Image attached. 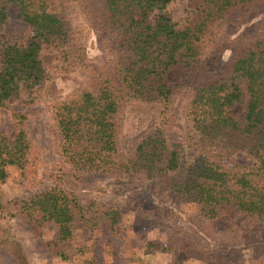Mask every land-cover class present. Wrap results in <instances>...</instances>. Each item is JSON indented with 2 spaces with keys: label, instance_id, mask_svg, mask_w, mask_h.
<instances>
[{
  "label": "trees",
  "instance_id": "obj_1",
  "mask_svg": "<svg viewBox=\"0 0 264 264\" xmlns=\"http://www.w3.org/2000/svg\"><path fill=\"white\" fill-rule=\"evenodd\" d=\"M175 1L0 0V108L49 80L41 57L44 50L57 54L62 72L92 68L85 35L69 15L70 5H78L99 42L109 44L111 55L85 86L50 107L68 173L79 180L102 174L125 182L144 176L162 201L199 205L204 222L232 209L264 221V18L249 32L225 37L230 25L239 29L264 14V0H189L193 13L182 25L167 12ZM12 9L30 28L24 41L2 39ZM212 46L230 53L223 73L211 72L210 63L217 62L209 52ZM177 67L185 80L168 78ZM193 79V95L184 112L194 137L189 144L199 148L189 160L186 144L171 142L164 120L169 119L176 94ZM242 83L249 96L244 120L232 112L243 98ZM129 102L159 106L163 120L143 135L131 157L122 159L118 117ZM13 116L16 135L0 132V213L6 210L29 221L36 236L45 226H55L51 245L56 247L72 240L77 219L92 211L117 234L122 221L118 205L93 202L84 207L75 192L59 184L2 202L1 187L11 170L24 173L35 160L23 128L27 118ZM228 150L244 152L256 164L244 171L230 169L223 163ZM153 245L149 242L148 247ZM156 249L168 252L163 245Z\"/></svg>",
  "mask_w": 264,
  "mask_h": 264
},
{
  "label": "rangeland",
  "instance_id": "obj_2",
  "mask_svg": "<svg viewBox=\"0 0 264 264\" xmlns=\"http://www.w3.org/2000/svg\"><path fill=\"white\" fill-rule=\"evenodd\" d=\"M167 12L182 25L193 9L189 0H176L167 7ZM69 15L74 27L85 35L92 68L62 72L58 68L57 54L44 50L41 57L50 74L49 80L31 93L24 92L21 99L8 108H0V132L10 137L18 131L13 114L26 116L23 128L35 153L34 163L24 173L11 170L10 178L1 187L2 202L7 204L59 184L75 192L84 207L93 202L118 205L122 212L120 230L114 234L109 223L92 211L77 219L73 239L56 247L51 245L56 239L55 226H45L42 235L36 236L33 224L4 210L0 213V264H87L94 260L102 264H264V221L256 217L232 209L224 211L219 219L204 222L200 218L199 205L162 201L154 184L144 176L125 182L102 174L85 175L79 180L73 173H68L70 166L61 159L60 134L50 107L85 86L111 55L109 44L99 42L78 5H70ZM263 18L264 14L256 15L239 29L230 25L225 37L235 38L249 32ZM29 35L30 28L17 19L16 11L12 9L2 39L24 41ZM225 49L213 46L209 49L212 59H217L216 63H210L211 72H224L230 57ZM168 78L185 80L178 67ZM194 81L179 90L169 119L165 117L164 120L168 121L171 142L186 144L189 160L199 148L189 144L193 135L184 112L185 104L193 95ZM241 87L243 98L232 112L244 120L249 96L244 83ZM162 120L161 108L155 104L129 102L124 105L118 117L121 158L131 157L143 135ZM223 163L230 169L240 167L244 171L253 168L256 161L244 152L228 150ZM149 242L154 243L153 247H148ZM159 245L168 248V252L157 250Z\"/></svg>",
  "mask_w": 264,
  "mask_h": 264
}]
</instances>
